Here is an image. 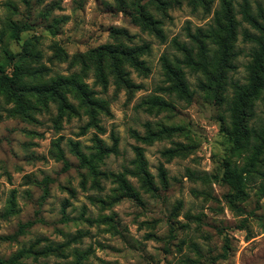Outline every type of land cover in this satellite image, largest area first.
I'll return each mask as SVG.
<instances>
[{
  "label": "rangeland",
  "instance_id": "obj_1",
  "mask_svg": "<svg viewBox=\"0 0 264 264\" xmlns=\"http://www.w3.org/2000/svg\"><path fill=\"white\" fill-rule=\"evenodd\" d=\"M261 28L264 0H0L25 102L0 85L3 264H264V147L250 165L230 134ZM65 77L83 90H33ZM247 114L264 129V89ZM227 165L249 170L239 193Z\"/></svg>",
  "mask_w": 264,
  "mask_h": 264
},
{
  "label": "trees",
  "instance_id": "obj_2",
  "mask_svg": "<svg viewBox=\"0 0 264 264\" xmlns=\"http://www.w3.org/2000/svg\"><path fill=\"white\" fill-rule=\"evenodd\" d=\"M138 12V16L140 18L149 21V18L144 16L142 10H139ZM261 29H263L264 31V28ZM198 31L201 32V29H198ZM215 36L217 37L216 41L221 48L222 54L227 57L232 49V47L228 44V40L230 38H233L231 28H227V34L225 36V34L223 33V29L219 25V29L215 31ZM195 40L198 41L197 36ZM255 42L257 46L252 51L251 61L247 67L246 83L243 86L237 87V92L235 94L231 107L233 129L231 131L232 133L230 134H235L234 141L237 143V148H246L247 146H250L251 142L249 140L250 138H254V142L251 144L254 152L249 158L250 165L252 163L251 161L255 158V153H257L260 148L264 147V129L255 130L253 127H249L247 118V109L251 105L252 100L257 98L260 92L264 89V36L255 37ZM107 51L110 52V54L113 53L110 49H108ZM201 51L202 52L198 60L195 61L192 60V58H190V60L192 61V63L200 65L202 71L205 74H209L210 72L208 70V66L210 65V62H208V60L206 59L205 49H201ZM96 52L98 53V55L102 54V52L99 50H97ZM128 54L130 55L131 59H134L133 54ZM188 56L191 57L190 55ZM113 57H115L114 54ZM170 72L173 74L176 88L182 92H185L186 86L181 71L170 70ZM12 75L17 76L18 70H13ZM16 83L17 82L13 79V76H8L6 74L0 76V85H8V96L11 99L14 98L16 104L18 105V108L22 109V107H24L25 105V102L22 100L21 91L16 87ZM67 85L75 86L80 91L83 90L82 87L77 85L73 79L67 77L55 80L52 85L41 86L39 88H34L33 90L38 94L39 97L43 99L46 95L49 94L57 95L59 93V88H63ZM240 139H243V142L240 143ZM255 140L258 142V144H256ZM246 172H249V170H247L246 168L241 169V172L239 173L237 166L230 167V165H227L224 169L222 179L228 184L233 185L239 193L242 191L244 179L247 178V174H245ZM21 256V252L15 254L11 262L14 264L19 260ZM5 262V260L0 259V263L3 264Z\"/></svg>",
  "mask_w": 264,
  "mask_h": 264
}]
</instances>
